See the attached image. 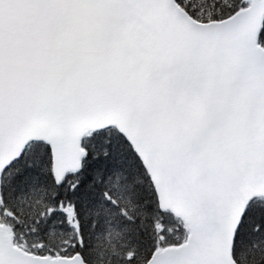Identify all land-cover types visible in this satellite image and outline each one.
Instances as JSON below:
<instances>
[{
    "label": "snow or ice",
    "instance_id": "1",
    "mask_svg": "<svg viewBox=\"0 0 264 264\" xmlns=\"http://www.w3.org/2000/svg\"><path fill=\"white\" fill-rule=\"evenodd\" d=\"M0 264H264V0H0Z\"/></svg>",
    "mask_w": 264,
    "mask_h": 264
}]
</instances>
